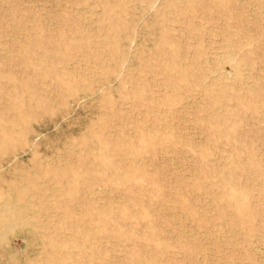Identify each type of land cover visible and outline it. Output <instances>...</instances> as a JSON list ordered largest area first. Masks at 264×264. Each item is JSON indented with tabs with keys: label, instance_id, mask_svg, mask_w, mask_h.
Here are the masks:
<instances>
[{
	"label": "rangeland",
	"instance_id": "rangeland-1",
	"mask_svg": "<svg viewBox=\"0 0 264 264\" xmlns=\"http://www.w3.org/2000/svg\"><path fill=\"white\" fill-rule=\"evenodd\" d=\"M6 199L0 264H264V0H0Z\"/></svg>",
	"mask_w": 264,
	"mask_h": 264
},
{
	"label": "bare ground",
	"instance_id": "bare-ground-1",
	"mask_svg": "<svg viewBox=\"0 0 264 264\" xmlns=\"http://www.w3.org/2000/svg\"><path fill=\"white\" fill-rule=\"evenodd\" d=\"M114 7V6H113ZM230 53V52H229ZM229 57V56H227ZM230 58V57H229ZM183 64V63H182ZM228 64V63H227ZM232 65V64H231ZM230 79V78H229ZM50 94V93H49ZM187 100V99H186ZM76 153V152H75ZM39 184V183H38ZM19 188V187H18ZM48 197V196H47ZM240 201V200H239ZM238 201V204H239ZM1 204V203H0ZM32 204V203H31ZM34 204V203H33ZM241 204V203H240ZM22 206H19L15 201L5 200L0 205V222L3 224L2 227L6 230H12L19 225L22 226L23 220H25L23 216ZM27 216V215H25ZM19 228V227H18ZM3 229V228H2ZM36 230V229H35ZM1 231V230H0ZM4 232V231H3ZM4 232V233H6ZM9 234V233H8ZM2 236V234H1ZM0 236V237H1ZM5 236V234H4ZM6 237V236H5ZM3 239V237H2ZM211 241V240H210Z\"/></svg>",
	"mask_w": 264,
	"mask_h": 264
}]
</instances>
